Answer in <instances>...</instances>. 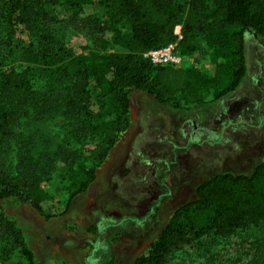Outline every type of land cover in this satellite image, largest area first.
<instances>
[{"label":"trees","instance_id":"1","mask_svg":"<svg viewBox=\"0 0 264 264\" xmlns=\"http://www.w3.org/2000/svg\"><path fill=\"white\" fill-rule=\"evenodd\" d=\"M93 1L103 8L100 19L91 18L84 27L94 48L75 56L47 5L81 10ZM247 36L264 46V0H188L183 5L177 0H0V238L7 254L18 251L25 264H35L22 231L2 212V202L13 199L46 220L53 218L45 206L54 201L50 187L59 159L58 179L64 183L59 192L66 196L59 216L65 215L131 128L133 91L174 110H193L207 96L220 101L245 80ZM199 42L208 51L207 73L155 66L145 56L176 44L177 53L187 58ZM114 47L122 54L109 52ZM13 61L26 66H13ZM32 66L44 68L43 91L33 88ZM58 108L64 124L59 147L38 153L37 138L16 129L35 120L30 112L41 119ZM13 140L15 171L5 165ZM231 237L255 239L250 264H264V161L250 175L219 174L201 183L196 198L174 210L132 264H168L186 246Z\"/></svg>","mask_w":264,"mask_h":264},{"label":"rangeland","instance_id":"2","mask_svg":"<svg viewBox=\"0 0 264 264\" xmlns=\"http://www.w3.org/2000/svg\"><path fill=\"white\" fill-rule=\"evenodd\" d=\"M177 2L183 5L188 0ZM47 7L50 15L56 17L55 27L60 25L63 42L73 55L94 48L87 34L89 28L84 27L91 18L100 19L103 15L98 1L84 5L81 10L59 3ZM177 33L180 35V27L175 29ZM261 42L253 36L246 37L245 80L220 101L210 102L207 96L193 110H174L143 92L133 91L131 128L112 149L89 191L76 198L65 215L59 216L66 204L64 192H59L64 184L58 179L59 159L50 187L54 201L45 206L55 215L53 218L46 220L28 205H20L13 199L2 202V212L22 231L35 264H132L136 257L147 252L174 210L196 198L201 183L219 174L250 175L264 161ZM108 50L122 54L115 47ZM11 65L26 66L19 61ZM181 67L209 72L205 43L199 42L196 53L185 58ZM32 68L33 88L45 90L44 68ZM52 90L59 92V87ZM33 113L30 112V117L35 120H26L27 125L23 121L16 133L35 136L33 142L40 146L38 153L45 147L56 151L59 133L64 132L60 128L64 124L59 108L41 119ZM15 142L10 143L5 164L11 171H15L18 163ZM255 241L231 237L194 243L175 252L168 264H250L257 251ZM16 262L25 264L27 260L18 251L8 255L0 238V264Z\"/></svg>","mask_w":264,"mask_h":264},{"label":"built area","instance_id":"3","mask_svg":"<svg viewBox=\"0 0 264 264\" xmlns=\"http://www.w3.org/2000/svg\"><path fill=\"white\" fill-rule=\"evenodd\" d=\"M179 39L181 36L177 33ZM176 44L169 45L168 47L152 50L145 56L148 57L149 61L155 66H166L170 65L173 67H181L184 63L185 58L179 53L175 52Z\"/></svg>","mask_w":264,"mask_h":264}]
</instances>
